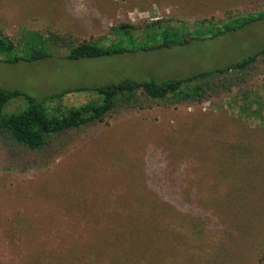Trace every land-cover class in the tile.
Masks as SVG:
<instances>
[{"label": "rangeland", "instance_id": "obj_1", "mask_svg": "<svg viewBox=\"0 0 264 264\" xmlns=\"http://www.w3.org/2000/svg\"><path fill=\"white\" fill-rule=\"evenodd\" d=\"M260 11L264 0H0V30L15 48L28 54L37 34L52 55L16 65L0 56V87L42 98L209 71L263 48L264 21L212 41L77 63L47 39L107 46L120 23L193 27ZM244 91L264 97L263 63ZM237 93L200 104L140 97L135 109L14 159L0 140V264H254L264 250V110L259 120L240 117ZM97 98L72 93L46 107L59 114ZM23 107L14 100L5 112Z\"/></svg>", "mask_w": 264, "mask_h": 264}, {"label": "trees", "instance_id": "obj_2", "mask_svg": "<svg viewBox=\"0 0 264 264\" xmlns=\"http://www.w3.org/2000/svg\"><path fill=\"white\" fill-rule=\"evenodd\" d=\"M264 21V12L254 15H228L225 19H200L195 26L186 27L170 20H155L145 26L120 23L110 28L113 36L110 44L102 46L91 40L74 41L67 36L49 35L47 41L55 46L67 47L64 60L72 63L105 58L118 59L125 55L152 54L188 46L194 42L212 41ZM170 22V23H169ZM30 47L26 53L15 45L0 30V56L9 65L35 63L51 58L41 35L31 34ZM27 46V45H26ZM264 64V47L241 60L209 71H202L183 78L158 79L148 76L143 79L130 77L116 82L86 87H68L42 98H36L20 90L0 87V140L14 159L22 152H39L47 143L70 131L100 123L114 110L140 106V97L154 102L172 104H200L233 91L240 101L239 115L248 119H260L264 110V97L254 91H244L260 64ZM249 91V90H248ZM90 92L96 95V103L70 108L59 114H50L46 104L60 100L68 94ZM241 92V93H240ZM24 101V107L16 113H6L14 100ZM256 106V107H255ZM254 264H264V250Z\"/></svg>", "mask_w": 264, "mask_h": 264}]
</instances>
